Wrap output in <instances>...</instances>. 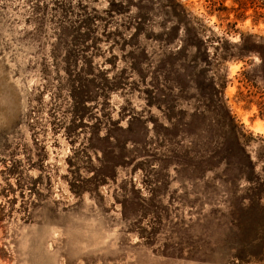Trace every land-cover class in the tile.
Segmentation results:
<instances>
[{"label": "rangeland", "instance_id": "374dc122", "mask_svg": "<svg viewBox=\"0 0 264 264\" xmlns=\"http://www.w3.org/2000/svg\"><path fill=\"white\" fill-rule=\"evenodd\" d=\"M212 3L0 0V264H264V0Z\"/></svg>", "mask_w": 264, "mask_h": 264}, {"label": "trees", "instance_id": "16d2710c", "mask_svg": "<svg viewBox=\"0 0 264 264\" xmlns=\"http://www.w3.org/2000/svg\"><path fill=\"white\" fill-rule=\"evenodd\" d=\"M235 1L239 5V9H245L249 1L253 2V0H235ZM211 2H213L212 3L213 5H217V0H211ZM188 16L190 15L188 14ZM195 19L198 20L197 18ZM183 30L187 36L189 33L194 31L195 28L191 24L190 25L185 24ZM183 42L184 45L182 46L181 50H184V48H186L188 44L186 43V39H184ZM221 59L227 60L230 59V56L224 55L221 57ZM219 105H220L219 106L220 110L217 113L218 116L220 117V121H223L224 118H226L229 121V123H226L227 129H226V137L224 139L225 142L232 143V145L237 148L238 153L241 154L246 159V161L252 165L253 162L251 160L250 154H248L246 151L245 143L242 142L240 135L237 134V131L234 129V125H236V121L234 116L231 114V111L229 110L227 103L224 101V98L223 100L222 99L219 100ZM254 208L256 207H253L252 205H248L247 207L242 209V211L248 213L251 212V210H253ZM259 208L264 211V206H261Z\"/></svg>", "mask_w": 264, "mask_h": 264}]
</instances>
